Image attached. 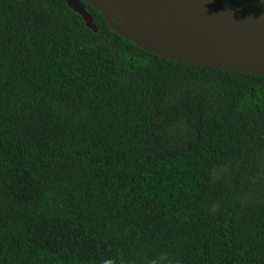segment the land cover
I'll use <instances>...</instances> for the list:
<instances>
[{"label": "trees", "instance_id": "16d2710c", "mask_svg": "<svg viewBox=\"0 0 264 264\" xmlns=\"http://www.w3.org/2000/svg\"><path fill=\"white\" fill-rule=\"evenodd\" d=\"M80 1L0 0V264H264V77Z\"/></svg>", "mask_w": 264, "mask_h": 264}, {"label": "water", "instance_id": "95a60500", "mask_svg": "<svg viewBox=\"0 0 264 264\" xmlns=\"http://www.w3.org/2000/svg\"><path fill=\"white\" fill-rule=\"evenodd\" d=\"M141 49L188 65L264 77V12L224 0H83ZM97 28L80 0H68Z\"/></svg>", "mask_w": 264, "mask_h": 264}]
</instances>
